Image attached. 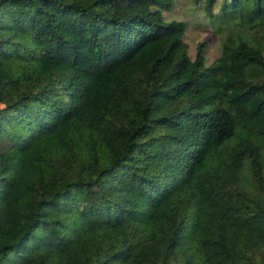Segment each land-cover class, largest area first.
Segmentation results:
<instances>
[{
    "label": "trees",
    "instance_id": "1",
    "mask_svg": "<svg viewBox=\"0 0 264 264\" xmlns=\"http://www.w3.org/2000/svg\"><path fill=\"white\" fill-rule=\"evenodd\" d=\"M215 2L206 63L171 0H0V264H264V0Z\"/></svg>",
    "mask_w": 264,
    "mask_h": 264
},
{
    "label": "rangeland",
    "instance_id": "2",
    "mask_svg": "<svg viewBox=\"0 0 264 264\" xmlns=\"http://www.w3.org/2000/svg\"><path fill=\"white\" fill-rule=\"evenodd\" d=\"M203 1L194 0H171L172 6L162 9L165 19H180L185 22L183 39L187 44V52L192 58L195 46L198 41L204 40L206 63L217 56L219 52L220 35L216 25L206 17ZM220 0H216L213 5V12H217ZM264 54V49H263Z\"/></svg>",
    "mask_w": 264,
    "mask_h": 264
}]
</instances>
